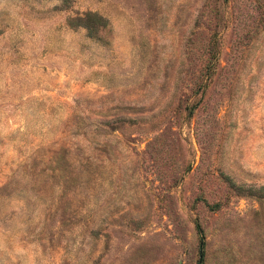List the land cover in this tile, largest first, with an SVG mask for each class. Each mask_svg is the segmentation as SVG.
Listing matches in <instances>:
<instances>
[{
  "label": "rangeland",
  "instance_id": "374dc122",
  "mask_svg": "<svg viewBox=\"0 0 264 264\" xmlns=\"http://www.w3.org/2000/svg\"><path fill=\"white\" fill-rule=\"evenodd\" d=\"M203 242L264 264V0H0V264Z\"/></svg>",
  "mask_w": 264,
  "mask_h": 264
},
{
  "label": "trees",
  "instance_id": "16d2710c",
  "mask_svg": "<svg viewBox=\"0 0 264 264\" xmlns=\"http://www.w3.org/2000/svg\"><path fill=\"white\" fill-rule=\"evenodd\" d=\"M198 230L200 231V233H202V230L200 228V226H198ZM202 250H201V264L203 263V260H204V242L202 243Z\"/></svg>",
  "mask_w": 264,
  "mask_h": 264
}]
</instances>
